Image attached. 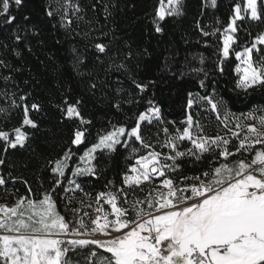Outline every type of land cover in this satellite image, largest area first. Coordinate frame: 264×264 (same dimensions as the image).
Returning <instances> with one entry per match:
<instances>
[{
	"label": "trees",
	"instance_id": "1",
	"mask_svg": "<svg viewBox=\"0 0 264 264\" xmlns=\"http://www.w3.org/2000/svg\"><path fill=\"white\" fill-rule=\"evenodd\" d=\"M73 2L79 3L81 11L78 16H70L73 22L67 28L61 26L63 0H24L19 10L13 6L17 22L27 15L30 17L27 26L32 29L21 30L24 39L19 42L12 34L16 25L5 26L0 20V61L7 65H0V108L5 109L0 112V130L10 131L20 126L25 106L29 108V118L38 125L36 128L24 127L28 134L25 148L5 152L3 141H0V158L6 160L0 166V175L7 180L6 185L0 186V203L12 204L21 196L37 200L51 191L56 210L72 227L79 219L87 224L89 218L84 213H94L97 208L95 197L100 192L115 194L117 204L121 208L128 206V210L133 201L145 198L147 192L143 184L129 187L123 183V177L135 159L148 151L134 137H123L127 143L118 144L114 151L98 150L92 161L95 175L74 176L70 168L96 142L98 135L113 124L134 126L139 112L150 106L149 101L160 109L163 122L145 121L142 135L162 154L169 151L162 147L166 139L163 129L168 128L169 135L175 134L177 129L182 130L188 114L201 125L204 135L224 137L227 131L220 120L224 119L226 109L229 113L226 123L229 124L236 118L243 123L242 114L264 107V90L256 88L245 93L235 88L238 79L235 52L264 32V23L250 19L243 21L236 34L237 46L222 64L219 59L222 39L218 32L212 34L216 29L223 30L233 14L234 4L240 0H216L215 6L212 0H182V14L160 21L163 29L160 33L155 31L153 23L158 0ZM260 2L258 0V5ZM50 9L55 13L53 17L47 16ZM204 32L209 35H203ZM96 43L105 44L106 52L99 53L94 47ZM259 56L254 52V59L258 60ZM79 60L83 62L76 67ZM120 64L125 67L118 69ZM218 66L223 67V73ZM5 76L10 79L4 80ZM133 80L147 85L146 89L141 92ZM201 80L207 87L200 86ZM92 83L96 84L94 89L90 88ZM205 95L218 102L220 120L207 101L200 99ZM21 97H25L23 102ZM190 98L194 101L191 108L188 107ZM13 100L16 106H13ZM34 103L39 106L38 110L31 109ZM68 104L77 105L80 115L90 123L81 124L79 118H67L63 110ZM116 104L120 105L119 109L114 107ZM251 121L255 122L252 119L246 122ZM77 128L87 130L85 141L80 146H72L70 140ZM201 129L194 128L193 131ZM229 140V151L235 152L238 141ZM70 146L72 159L65 169V177H58L52 173L48 161L60 158ZM188 147H191L189 142H181V151ZM134 148L136 152H133ZM218 151L215 155L205 153L200 161L182 157L177 161L180 168L175 172L168 171L167 175L177 185L181 184V177L199 176L224 161ZM253 156L254 152L241 150L227 161L232 165L240 159L250 161ZM9 173L16 179H10ZM56 178L61 179L62 187L53 188ZM71 180L75 183L70 184ZM188 183L192 181L188 180ZM76 184L80 185L79 189ZM66 188L69 191H65ZM101 204L103 208L107 207L104 201ZM73 209L80 211L74 213ZM128 218L134 219L133 214ZM93 251L96 255L90 257ZM110 257V253L95 245L77 246L66 253L68 264H91L93 260L95 264H107Z\"/></svg>",
	"mask_w": 264,
	"mask_h": 264
},
{
	"label": "snow or ice",
	"instance_id": "2",
	"mask_svg": "<svg viewBox=\"0 0 264 264\" xmlns=\"http://www.w3.org/2000/svg\"><path fill=\"white\" fill-rule=\"evenodd\" d=\"M23 5L24 0H0V20L5 26L16 25L12 34L18 42L24 39L20 35L21 30H32L27 26L29 16L23 15L17 22L18 17L12 11L13 6L19 10ZM212 5H216V0H212ZM80 11L79 3L63 0L61 26L69 27L73 22L70 16H78ZM154 12L155 31L160 33L163 31L160 21L182 14V0H158ZM232 12L223 30L216 29L212 33L215 35L218 32L222 39V48H219L221 64L229 57L234 46H237L236 34L243 21L250 19L264 23V0H261L259 5L258 0H240L234 4ZM54 14L51 9L47 11L48 17H53ZM105 14L109 15L107 7ZM203 35L208 36L209 33L204 32ZM94 47L99 53H105L107 49L103 43H96ZM254 52L260 54L258 60L254 59ZM235 56L240 61L235 68L238 74L235 88L245 93L256 88L264 90V32L258 33L250 43L246 42L241 51L235 52ZM82 62L79 60L76 67ZM0 65L7 67L4 61H0ZM124 67L123 64L117 66L118 69ZM218 67L223 73V67ZM204 75L207 76V72ZM3 79L7 81L10 77L5 76ZM133 83L141 92L147 87L135 80ZM200 86L207 87L204 80L200 81ZM95 87V83L90 85L92 89ZM20 99L23 102L25 97ZM200 99L207 101L211 111L216 113L217 119L220 120L218 102L210 95ZM12 103L16 106L15 100ZM148 103L150 106L139 112L134 126L113 124L109 130L99 134L96 142L80 157L84 167L77 166L72 169L74 176L95 175L96 169L92 161L98 150L114 151L118 144L127 143L123 137H134L141 147L148 151L136 159L135 165L129 170L131 174L124 175L123 183L129 187L142 186L144 182L154 181V178L160 179V185L152 189L143 200L138 199L131 203L130 208L135 214V219L128 218V209L118 206L115 194L100 192L95 197V203L98 205L95 218H91L89 213H84L89 216L92 225L90 233L81 232L79 229L88 227L83 219L75 221L79 228L72 227L65 216L56 210L51 191L45 192L42 199L37 201L21 196L12 206L0 204V230L3 232L0 234V264H68L66 253L70 248L91 245L103 248L111 254L107 264H264V115L256 114L264 113V107L242 114L245 123L236 118L235 128L246 129V134L239 139L235 152L229 151L228 138L204 135L201 125L189 114L183 122L187 126L182 130L177 129L175 134L169 135L168 128L163 129L166 139L162 147L170 149V152L163 154L162 160V153L156 151L142 135V124L145 121L163 122L160 109L153 105L152 101ZM193 103L190 98L189 108ZM77 105L68 104L63 110L65 116L69 119L79 118L81 124L90 123L80 115ZM114 107L119 109L120 105L116 104ZM31 109L38 110L39 106L34 103ZM4 111L5 109L0 108V112ZM228 116L226 109L224 119L220 120L225 128H228ZM249 119L255 120V123H246ZM25 126H38L29 118L27 106L24 107V118L20 126L10 131L0 130V141H3L5 152L8 149L26 147L28 134L23 130ZM194 128L201 130L194 132ZM86 131L75 129L70 145H82ZM229 132L232 137L239 138L241 135L236 130L229 129ZM184 141L189 142L191 147L181 151L180 144ZM256 145L261 147L254 148ZM217 150L218 156L224 161L241 150L254 151L255 155L250 162H246V159L233 161L232 165L222 162L199 176L181 177V186H177L176 182L168 177V171L175 172L180 168L177 162L180 158L191 157L200 161L205 153L215 155ZM136 151L134 148L133 152ZM72 156L70 146L60 158L48 161V164L52 165V173L65 177V169ZM5 163L6 160L0 158V166ZM9 178L16 179L10 173ZM188 180L192 183H188ZM23 183L27 184V181ZM69 183L73 184L75 181L71 180ZM6 184L7 180L0 175V186ZM56 186L62 187L61 179L54 180L53 188ZM75 187L79 189L80 185L76 184ZM65 191L69 189L66 188ZM124 195L127 197V193ZM101 201L111 205V213L104 211ZM125 203H128L127 199ZM88 207L91 208V204ZM79 211L80 209H73L74 213ZM111 215H114L115 219H110ZM94 234H100L103 238H95ZM84 236L92 238L66 239ZM95 255V251L90 253V257ZM91 264H95V261H91Z\"/></svg>",
	"mask_w": 264,
	"mask_h": 264
},
{
	"label": "rangeland",
	"instance_id": "3",
	"mask_svg": "<svg viewBox=\"0 0 264 264\" xmlns=\"http://www.w3.org/2000/svg\"><path fill=\"white\" fill-rule=\"evenodd\" d=\"M241 51V50H240ZM236 57V56H235ZM238 63H240V61H238L237 60V64ZM189 107V106H188ZM189 115V114H188ZM187 115V116H188ZM186 120V119H185ZM243 123H245V122H243ZM247 123V122H246ZM251 123H255V122H253V121H251ZM230 124V125H229ZM228 124V128H226V134H225V136L224 137H226V138H228V139H236L237 141H238V145H239V139H242L243 138V135L244 134H246V129H236L235 128V124H236V121H232V122H230ZM222 125L224 126V124L222 123ZM185 126H187L186 124H185ZM229 129H232V130H236V131H239L240 133H241V135H240V137L239 138H237V137H232L231 135H230V132H229ZM259 147H261V146H259V145H256V146H254V148H259ZM169 151L167 152V153H165V154H168L169 152H170V149H168ZM245 152V151H244ZM252 152H254V151H252ZM245 153H249V152H245ZM84 154V153H83ZM82 154V155H83ZM146 154V153H145ZM145 154H143V155H145ZM81 155V156H82ZM254 155H255V152H254ZM80 156V157H81ZM80 157H79V159H78V163L77 164H75V165H73L72 164V168H70V171H71V173H72V175H73V172H72V169H74L75 167H77V166H79V167H84V162L83 161H81L80 160ZM138 158V157H137ZM136 158V159H137ZM136 159H135V161H136ZM161 159L163 160V154H162V157H161ZM171 161H168V163H170ZM222 162H225V161H222ZM221 162V163H222ZM227 163H229L230 165H231V163L230 162H228V161H226ZM246 162H250L249 161V159H246ZM68 163H69V161H68ZM133 165H135V163L133 164ZM132 165V166H133ZM131 168V167H130ZM127 174H131L130 173V171L127 173ZM157 180H159V181H157ZM143 185H144V187H145V192H147V194L145 195V192H144V195H145V197L149 194V192L150 191H152V189H154V188H156V187H158L159 185H160V179L157 177V178H154V181H152V182H144L143 183ZM177 186H181V184H179V185H177ZM190 194V193H189ZM40 199H42V198H40ZM40 199H37V200H40ZM33 200V199H32ZM37 200H33V201H37ZM143 200V199H142ZM16 203V202H15ZM15 203H12V204H7L8 206H12V205H14ZM105 203V202H104ZM0 204H6V203H0ZM101 206L103 207V204H101ZM107 207H105L104 208V211L105 212H107V213H111L112 212V209H111V205H106ZM119 206V205H118ZM97 207H98V205H97ZM120 207V206H119ZM144 207H146V205L144 206ZM123 208H125V209H128V206L127 207H123ZM128 212H133L132 210H131V208H130V205H129V211ZM131 214H133V216H134V219H135V214H134V212L133 213H131ZM131 214L129 215V213H128V216H131ZM89 215L91 216V218H95V211H94V213H89ZM88 218H89V216H88ZM133 218V217H132ZM110 219H115V216L114 215H111L110 216ZM88 227H87V229H83V228H81V229H79L81 232H85V231H87V232H89L90 233V230H91V227H92V225H91V223H90V219L88 220V222H87V224H86ZM74 227H77V228H79V225L76 223L75 224V226ZM0 234H3V232H2V230H0ZM95 235V238H103L102 236H100V234H94ZM67 238H92V236H84V237H66V239Z\"/></svg>",
	"mask_w": 264,
	"mask_h": 264
}]
</instances>
